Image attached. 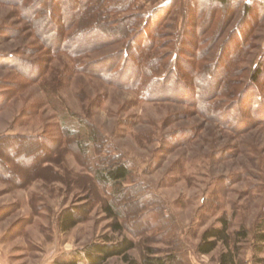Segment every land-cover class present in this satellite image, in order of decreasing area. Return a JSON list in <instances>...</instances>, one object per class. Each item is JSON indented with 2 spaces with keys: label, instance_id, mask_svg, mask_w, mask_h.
<instances>
[{
  "label": "rangeland",
  "instance_id": "obj_1",
  "mask_svg": "<svg viewBox=\"0 0 264 264\" xmlns=\"http://www.w3.org/2000/svg\"><path fill=\"white\" fill-rule=\"evenodd\" d=\"M169 2L139 0L136 6L148 15ZM241 2L254 4L253 14ZM181 4L199 16L191 12L184 20L176 8L161 13L158 52L169 62L175 45L182 63L199 53L205 57L200 64L209 60L212 68L208 64L195 83L187 77L181 87L159 88L162 97L152 102L120 86L132 75L130 65L122 76H110L123 48L133 51L128 61L136 63L142 47L122 41V30L93 28L84 19L67 28L73 42L93 47L85 59L90 74H80L67 53L53 52L57 31L43 22L34 27L15 6L0 4V264H54L124 238L135 241L131 256L137 259L154 249L178 254L181 264H219L223 244L211 255L198 246L223 217L232 234L248 232L240 242L232 236L236 259L264 264V74L253 84L255 67L262 62L264 68V0ZM48 6H55L56 20L72 12L69 0ZM187 17L194 18L188 27ZM112 38L120 41L105 43ZM96 41L104 44L96 47ZM227 68L234 70L233 84L210 110L203 97L215 92L207 85ZM118 162L132 175L116 199L95 176L99 167ZM85 206L86 219L63 231L61 216ZM110 206L118 220L106 211ZM107 264L125 263L113 258Z\"/></svg>",
  "mask_w": 264,
  "mask_h": 264
},
{
  "label": "trees",
  "instance_id": "obj_2",
  "mask_svg": "<svg viewBox=\"0 0 264 264\" xmlns=\"http://www.w3.org/2000/svg\"><path fill=\"white\" fill-rule=\"evenodd\" d=\"M53 3L61 0H51ZM219 5H228L231 0H215ZM50 0H0V4H11L18 9L19 16L23 17L26 22H30L33 26L35 22H43L49 31H57L55 40L52 41V46L55 48L54 53L63 52L67 53L71 57L75 68V72L80 74H90L86 69L88 62L85 59L90 55L93 47H86L84 43L73 42V38L69 39L68 30L73 26L80 23L82 19L94 23L93 28L106 27L112 32H121L120 38L122 41L129 40L134 43H142V47H138V59L136 63L128 61V57L131 52L128 47L123 48L122 55L119 59L115 60L110 70V76L117 73L122 76L124 67L130 65L132 75L125 77V80L120 84L125 88L134 90L141 99L145 102L157 101L160 99L159 88L163 91L168 89V86L181 87L180 81H185L187 77L192 82H196L195 79L205 76V68L211 65V61L208 60L207 66L200 63L205 60V57L199 53L190 56L192 60H184L183 63L180 60L179 49L174 48L170 54L171 58L169 62H165L163 59V53H159L158 49L161 47V43L158 41L161 36V30L164 28L161 13L166 14L172 12L175 8L177 10L182 9V0H171L166 5L161 6L160 11H153L151 14H145L141 12L142 8L137 7L139 0H69L72 4V12L67 13L61 20H56L55 6L49 8ZM190 3V2H189ZM191 4V3H190ZM193 8H197V4L192 3ZM243 11L251 15L254 11V4H243ZM257 5V4H256ZM48 6V7H47ZM190 6V5H189ZM187 7V6H186ZM184 7V20L188 15L190 17L193 12V17L198 18V10H190L189 7ZM204 9L209 6H202ZM199 9V7H198ZM196 16V17H195ZM188 20L187 27L192 23V19ZM35 27V26H34ZM58 27H61V32H58ZM92 28V27H91ZM36 36H43L41 33L36 32ZM85 41V40H84ZM87 41V40H86ZM119 38H112L111 41H105V43L113 42L116 44ZM51 42V41H50ZM129 43V42H128ZM99 44L96 41V47ZM104 44V43H103ZM102 43L99 45H103ZM201 53L200 48L197 50ZM243 56L244 52L238 51V56ZM202 56V57H200ZM197 58V59H196ZM214 66V65H213ZM262 62L258 63V66L253 70V84L259 82V79L264 74V68ZM212 68V65H211ZM203 70V71H202ZM233 69L227 68L220 75H214L217 77L207 85V88L215 92L212 95L203 97V101L209 104L210 110L215 108L216 100L224 95V90L229 84H233L231 79L233 75ZM183 76H181V74ZM188 74L190 76H188ZM185 75V76H184ZM187 75V76H186ZM103 76V75H102ZM105 78V76H103ZM100 78H102L100 76ZM108 80V79H107ZM113 79L109 78V81ZM187 80V79H186ZM189 82V81H188ZM187 82V83H188ZM191 82V83H192ZM189 84V83H188ZM235 94V93H234ZM47 141V139H46ZM82 150L87 151L86 147L79 143ZM132 175V171L124 162H118L114 166H107L104 168L99 167L96 171L95 179L103 186H108L112 189L114 197L121 198L123 194V185L129 181ZM106 211L110 217L119 219V215L116 213L113 207H107ZM88 215V206L83 207L81 210H67L61 216L62 230L68 232L75 228L78 224L82 223ZM221 227L208 229L202 237V241L198 246V252L202 255H211L215 252L220 244H223L226 250L221 254L219 264H242L236 259L234 247H232L233 237H236L238 241L245 240L248 237L246 230H239L232 234L230 232V221L223 217L221 220ZM115 231L120 230L118 222L113 224ZM233 236V237H232ZM260 241L264 243V233L259 236ZM136 249V243L132 239L124 238L117 242H105L96 243L83 250L75 251L69 254L63 259L55 261L54 264H107L110 259L120 258L125 264H181L182 257L178 254L158 255L154 249H149L143 254L141 259H137L131 256V252ZM262 252L263 248L259 247Z\"/></svg>",
  "mask_w": 264,
  "mask_h": 264
}]
</instances>
